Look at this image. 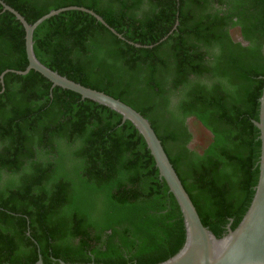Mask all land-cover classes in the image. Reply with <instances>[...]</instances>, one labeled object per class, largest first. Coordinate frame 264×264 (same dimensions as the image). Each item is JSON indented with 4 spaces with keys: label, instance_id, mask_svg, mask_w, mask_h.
Masks as SVG:
<instances>
[{
    "label": "trees",
    "instance_id": "trees-1",
    "mask_svg": "<svg viewBox=\"0 0 264 264\" xmlns=\"http://www.w3.org/2000/svg\"><path fill=\"white\" fill-rule=\"evenodd\" d=\"M49 69L150 123L202 224L242 220L259 179L264 0H0V264H156L185 241L183 216L143 136ZM112 28L116 33L110 30ZM238 38V39H237ZM138 45V46H137Z\"/></svg>",
    "mask_w": 264,
    "mask_h": 264
},
{
    "label": "water",
    "instance_id": "water-1",
    "mask_svg": "<svg viewBox=\"0 0 264 264\" xmlns=\"http://www.w3.org/2000/svg\"><path fill=\"white\" fill-rule=\"evenodd\" d=\"M1 4L3 10H8L15 15L25 30V51L28 65L23 71H15L17 74L24 75L33 69L50 80L52 87L60 86L71 90L80 94L82 98L93 100L116 111L122 115V121L129 120L143 136L158 168L159 177L165 180L168 191L173 194L179 205L185 227V241L180 250L169 259L156 264H264V85L259 97V120L254 121L260 131L259 138L261 140V152L258 162L259 179L255 186V193L237 227L233 230L228 227L227 233L222 238H217L208 227L202 224L192 201L164 152L160 140L145 117L126 103L104 92L85 87L58 74L36 58L33 51V31L44 20L71 9L87 12L105 24L102 17L84 7L68 6L51 10L32 24H29L12 7L3 1H1ZM110 30L116 33L112 28ZM5 72L0 75L1 81ZM35 264H44L41 257ZM52 264L78 263H66L59 260Z\"/></svg>",
    "mask_w": 264,
    "mask_h": 264
},
{
    "label": "flooded vegetation",
    "instance_id": "flooded-vegetation-1",
    "mask_svg": "<svg viewBox=\"0 0 264 264\" xmlns=\"http://www.w3.org/2000/svg\"><path fill=\"white\" fill-rule=\"evenodd\" d=\"M238 39V38H237Z\"/></svg>",
    "mask_w": 264,
    "mask_h": 264
}]
</instances>
